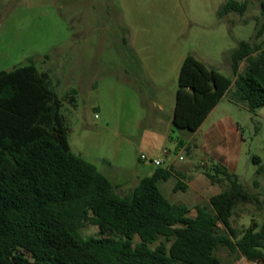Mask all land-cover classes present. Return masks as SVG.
<instances>
[{"label":"rangeland","instance_id":"1","mask_svg":"<svg viewBox=\"0 0 264 264\" xmlns=\"http://www.w3.org/2000/svg\"><path fill=\"white\" fill-rule=\"evenodd\" d=\"M226 1L0 0V70L34 65L48 72L62 102L71 151L99 168L123 167L117 177L127 185L117 191L127 195L139 182L133 174L140 154H148L150 120L160 116L167 122L172 116L183 58L192 54L234 80L232 53L239 44L264 46V34L257 36L263 0H237L246 1L247 10L220 17ZM234 92L232 87L197 131L170 122L171 135L154 140L152 157L167 166L168 150L172 160L182 156L180 163L190 165L193 174L207 177L214 166L224 165L238 175L245 190L259 198L234 209L231 223L240 237L253 223L264 224V107L251 110ZM158 103L164 105L161 115ZM224 133L227 147L220 139ZM178 140L188 148L177 150ZM225 187L214 184L204 196L162 191L171 202L187 204L193 217L197 205L208 204ZM81 233L99 235L93 225ZM218 256L222 264H256L227 249Z\"/></svg>","mask_w":264,"mask_h":264},{"label":"trees","instance_id":"2","mask_svg":"<svg viewBox=\"0 0 264 264\" xmlns=\"http://www.w3.org/2000/svg\"><path fill=\"white\" fill-rule=\"evenodd\" d=\"M247 7L227 0L218 14H243ZM260 7L264 17V0ZM263 34L264 19L257 36ZM232 70L234 80L185 56L173 125L197 131L232 87L249 109L264 107V46L241 42ZM61 109L48 72L34 65L0 70V264H222L221 249L264 264V224L253 223L240 237L232 227L239 203H259L238 175L224 165L206 172L213 185L226 187L197 205L194 217L159 188L160 181L182 176L172 168H157L121 195L93 163L71 151ZM185 189L179 181L176 191ZM87 225L99 235L83 236Z\"/></svg>","mask_w":264,"mask_h":264},{"label":"crops","instance_id":"3","mask_svg":"<svg viewBox=\"0 0 264 264\" xmlns=\"http://www.w3.org/2000/svg\"><path fill=\"white\" fill-rule=\"evenodd\" d=\"M217 106L211 111V113L214 112V110L217 108ZM174 107H175V102L172 106V116H171L170 120H168L167 122L164 121L162 118H160V116H158L157 118H152L149 122L148 129L146 131L147 132L146 140H147L149 150H148V154H146V155H148L151 158H153L152 155H153V148H154V146H153L154 140L157 138L163 139L167 136L169 137L172 133V130L170 128L169 123L172 122ZM155 108L158 110V113L160 115L165 110L164 105L162 103L156 104ZM202 125L200 126V128L202 127ZM220 129L222 130L223 127L221 126ZM220 139L223 140L224 145L227 147L228 146V144H227L228 137L226 136L225 133L220 136ZM180 141H183V140H178V142L176 144L177 150L182 151L185 148H188V144L185 141H184L183 145H180ZM142 154H144V153H141L140 156ZM139 160H140V157H139ZM180 160L179 161L177 159L172 160L171 156H169L168 157L169 162H168L167 166H163V165L162 166H156L151 161H141L140 160L141 164H139L137 167H135L133 175H135L137 177L138 181L140 182V180L142 178L147 177V176H151L156 171V169L159 167H163V168H167V169L172 168L175 171V173L181 174L182 176H178L177 174H174L168 180L160 181L159 182V188L161 191H162V187H163L164 191L169 192V190H170L169 193H171L173 195L174 192H176V186H177L178 182L182 181L186 186V189L183 191H187L188 193H191V194L194 193L197 196H204L205 191L209 187L210 188L213 187V184L210 182L209 178H207L203 175L193 174L191 172V169H192L191 166L180 163ZM90 162L93 163L98 168V170L100 172H102L105 176H107L118 187H124L127 185V181H122L117 177V175H121V173L123 172V170H124L123 167H121V166L118 167L117 165H113L111 163H102L101 164L102 168L101 167L99 168V166L96 165L94 162H92V161H90ZM164 164H165V162H164ZM203 178H205V180ZM197 182H201L202 185L200 183L198 184ZM162 193H163V191H162ZM214 195H216V194H214ZM173 203H176V202H173ZM183 204H185V203H183ZM185 205H187V204H185ZM189 209H190V207H189ZM190 211H191V209H190Z\"/></svg>","mask_w":264,"mask_h":264},{"label":"built area","instance_id":"4","mask_svg":"<svg viewBox=\"0 0 264 264\" xmlns=\"http://www.w3.org/2000/svg\"><path fill=\"white\" fill-rule=\"evenodd\" d=\"M164 154L169 157L170 156V151L168 150H165L164 151ZM181 160H183L182 156L179 157ZM140 160L141 161H151L154 165L156 166H162L164 164V160L162 158H151L149 157L148 155L146 154H142L140 156ZM257 264V263H256Z\"/></svg>","mask_w":264,"mask_h":264}]
</instances>
